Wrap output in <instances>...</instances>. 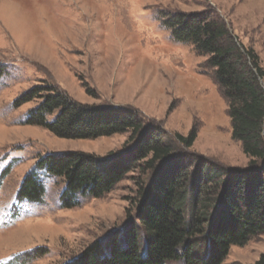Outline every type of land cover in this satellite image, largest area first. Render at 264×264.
<instances>
[{
  "label": "rangeland",
  "instance_id": "rangeland-1",
  "mask_svg": "<svg viewBox=\"0 0 264 264\" xmlns=\"http://www.w3.org/2000/svg\"><path fill=\"white\" fill-rule=\"evenodd\" d=\"M177 13L220 18L264 67V0H0V264H63L96 242L107 248L115 235L125 246L128 223L155 175L137 162L107 192L78 196L77 205L65 207L64 177L44 169L38 175L42 201H19L24 178L49 156L84 153L105 171L118 153L130 161L135 142L162 141L190 170L200 164L219 169L222 180L250 171L251 158L232 138L228 103L205 65L207 56L161 25L162 16ZM35 89L37 98L18 105ZM48 93H61L78 107L135 115L142 134L136 141L132 131L80 139L28 124ZM193 129L197 137L188 148L177 136ZM149 239L141 229L142 254ZM263 252L259 234L231 246L223 264H251Z\"/></svg>",
  "mask_w": 264,
  "mask_h": 264
},
{
  "label": "trees",
  "instance_id": "trees-1",
  "mask_svg": "<svg viewBox=\"0 0 264 264\" xmlns=\"http://www.w3.org/2000/svg\"><path fill=\"white\" fill-rule=\"evenodd\" d=\"M161 25L176 39L190 41L200 55L207 56L205 65L228 103L232 138L241 143L252 167L249 172L223 180L219 169L200 164L190 170L172 159L174 148L169 143L149 141L139 147L140 140L135 141L142 134V125L135 115L110 108L78 107L61 93H48L29 113L28 124L42 126L60 137L86 139L128 131H132V139L139 136L132 145L131 162L118 153V158L108 159L105 171L97 168L99 160L84 153L44 158L24 178L19 199L42 201L44 190L38 175L44 169L49 176L64 177L65 207L77 205L78 196L107 192L137 162L142 161L143 172L155 171L128 223L126 245L121 246L115 235L108 239L107 248L96 242L63 264H223L231 246H243L252 237L264 234V67L260 57L253 47L240 43L223 20L210 13L162 16ZM37 89L18 105L37 98ZM196 137L195 129L187 137L177 136L188 148ZM169 165L174 168L164 170ZM8 172L9 168L2 176ZM141 229L151 238L145 254L139 245ZM208 243L210 254L201 257ZM251 264H264V252Z\"/></svg>",
  "mask_w": 264,
  "mask_h": 264
}]
</instances>
